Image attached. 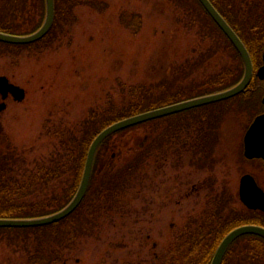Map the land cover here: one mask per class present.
<instances>
[{"label":"rangeland","instance_id":"374dc122","mask_svg":"<svg viewBox=\"0 0 264 264\" xmlns=\"http://www.w3.org/2000/svg\"><path fill=\"white\" fill-rule=\"evenodd\" d=\"M65 1L56 0V3L64 6ZM185 1L73 0L71 14L61 15L46 39L26 44L0 42V74L6 75L25 92L22 101L10 98L6 108L0 111V153L7 154L18 148L23 158L16 163V174H22L21 179L33 180L37 164L49 159L51 154L60 158L59 165L64 168L68 158H72L70 152L76 140L79 136L84 137L85 119L97 121L99 117L108 116V111L120 107L130 98L132 88L141 91L150 89L155 97L176 95L181 85L192 84L194 80L198 83L234 63L233 52L225 38L218 34L216 28L215 31L210 30L207 27L209 24L212 26L209 19L208 24H204L200 20L201 14L192 12ZM234 1L236 3L230 7L231 13L238 16L246 30L263 12L264 0ZM64 11L68 10L65 8ZM135 13L141 16L140 26L137 25V17L132 15ZM41 18V0H0V23L9 25L0 26V31L16 36L28 35ZM208 51L216 53L194 67L195 61L200 59L199 55ZM168 82L170 86H167ZM167 90L168 93L164 94ZM183 90L185 93L175 100L197 94L192 87ZM172 99L165 102L172 103ZM238 99L233 97L193 107L113 133L108 141L110 150L105 157L111 158L110 169L113 171L108 169L98 173L95 187L81 207L50 228L54 230L57 227L65 236L62 246L54 245V249H59L58 256H55L56 264H62L65 257H70L66 264H84L75 261L78 257L85 264H110L113 254L119 258L124 256V246H135L125 245L128 238L122 236L119 224L114 227L108 222L104 201L109 198L106 189L112 183H117L121 184L120 190L125 189L117 192L116 195L120 196L116 198L125 200L124 206L129 200L130 208L135 205L136 209L138 204L131 199L137 196L138 183L148 184L147 194L155 193L156 188L152 183L166 177L168 181L171 177L169 173L155 174L152 170H147L141 176L140 171L136 170L127 180L126 174L117 172L134 160L138 163L140 143L145 134L149 140L151 136L168 138L173 135L183 140L193 136L205 137V140L217 137L227 149L225 158H217L215 162L210 159L209 167L204 170L195 168L187 171L183 169L186 166L179 165L176 174L178 188L200 185L201 182L207 184L200 193L192 195L193 206L178 207L182 210L176 219L178 225H182L189 216L187 211L193 212L194 221L200 219L204 212L202 194L208 192L211 197L217 191L224 196L227 217L249 218L250 214L237 197L238 179L241 173L249 171L264 189V172L237 154L239 139L242 140L245 126L255 111L238 106ZM220 123L223 124L221 133H214ZM234 143L237 153L228 151ZM212 147L210 150H213ZM7 160L11 164L12 160ZM212 163H216L215 167ZM134 167L139 168L138 165ZM9 171L12 174L11 169ZM72 177L71 172L61 175L53 183L56 193L62 194V190L70 186ZM204 177H208V181L203 180ZM127 182L136 184L133 190L126 188ZM30 189L26 197L21 198L22 201L31 202L42 195L51 194L48 185L33 189L31 194ZM11 190L16 193L15 189ZM161 193L165 191L161 190ZM159 198L163 199V196ZM90 200L103 202L98 203L97 207ZM165 209V216L159 217L157 222L160 230H152L146 247H150L155 240L160 241V237L170 235L169 223L174 219ZM138 214L127 213V217H133L130 218L132 225H135L133 220ZM91 215H94L92 219L95 215L100 216L96 226L91 223ZM90 230L97 234H89ZM22 232L25 231L7 229L0 233V264H27L32 244L43 231H28L25 238ZM251 244L254 243L240 238L227 254L224 264H264V248ZM256 252L262 255H256Z\"/></svg>","mask_w":264,"mask_h":264},{"label":"flooded vegetation","instance_id":"af4514ba","mask_svg":"<svg viewBox=\"0 0 264 264\" xmlns=\"http://www.w3.org/2000/svg\"><path fill=\"white\" fill-rule=\"evenodd\" d=\"M9 82L11 81L9 80ZM262 96H261V103H262ZM24 97L20 100L22 101ZM10 98L14 101H18L17 99L14 98V96L11 93H7L5 97H3L2 93L0 92V105L3 104L0 111L6 108L8 104L7 100H9ZM262 105H263L262 110L260 112L255 113L248 120L245 129L243 131L242 137H244V133L247 130L249 124L252 122L253 118L257 114L264 111V104L262 103ZM222 127L223 124L220 123L218 125L217 132L214 131V133L217 134L218 132L221 133ZM143 137L144 140L143 142L140 143L141 150L140 152H138L139 156L137 158L138 161L137 165L139 168L133 167L130 164L129 166L124 167L125 168L124 174H126L127 176L126 179L129 180L128 176L134 175L133 172L136 170L140 171L139 174L141 176L147 173V170H152L155 172V174L167 175L169 173V176L171 177L169 178L168 181L166 179L168 177H166L163 179L161 178L158 183H152L153 188H156L155 193L149 192L147 194L148 184H144L143 182L138 183L137 184L138 188L136 192L138 197L133 196V198L131 199L134 202H137L138 207L136 209H135V205H133L130 208L129 205L131 204L129 203V200L126 201V203L128 204L124 206L125 200H120V198L119 199L116 198L120 196V195L117 196L116 193L119 191H124L125 189V188L123 189L121 188L120 190L119 186H121V184L112 183L113 187L110 186L108 187V189H106L107 196L109 198L104 202H105V206L107 207L106 210L108 213L106 217H109L110 220V221L108 220V222H110L111 225L114 227H116V225L119 224V226L121 227L120 232L123 233L122 236L128 238V242L125 245L127 244L135 245V246H128V245L124 246L122 249H124L126 252L122 258H119V256H115V254H113V256L111 257L112 263L110 264H210L218 245L231 229L239 225V224L235 225V223L238 222L240 219L236 216H233V218L231 216L230 217L226 216L225 199L223 198L224 196L220 193V191H217L218 194L217 192H214L212 193L214 195H212L211 197L209 196L208 192L206 194L205 193L202 194L203 197L201 198V205L204 206V212L200 219L194 221L193 212L187 211V215L189 216L186 217V220L182 225L180 224L178 225L176 219L178 217V213L182 212V210L181 209L179 210L178 207L193 206L192 195L197 192L200 193L201 190L204 189V185H206L207 182L205 183L201 182L200 185L192 184L191 186H183L178 188L176 174H177V170L180 169L179 165L186 166V168L183 169L187 171L188 170L190 171L192 169L195 170V168L204 170V168L209 167L210 159L214 161L217 158L220 159L225 158L227 154V149L223 147L222 140L218 139L217 137L208 140H205V137H198V136H193L191 138L187 137V140H183L178 135L177 136L173 135L168 138L151 136V140L148 139V136L146 134ZM80 139L81 136L78 137L75 143V148H74L75 156L78 155V153L81 150ZM91 140L89 141L86 148L82 168L80 167L61 168L60 177L61 175H65L68 172L72 173L73 177L70 186L74 187V192L76 191L81 179L87 149L89 147ZM105 141L106 139L100 144L96 152L87 192L84 198L81 200L80 204L75 209V212L77 211L78 208L81 207V204L85 201L86 196L95 187V181L98 173L100 174L102 173L103 170L106 171L111 167L110 165L112 162L111 158L105 159L106 154L110 150L109 144L105 143ZM239 141L240 143L237 146L238 153L236 152L235 143L228 151L229 152L234 151V153H237L238 156L242 158L244 157L246 160H248L249 164L251 163L253 167H255L258 170H262L264 172V159L246 158L243 155V147H244L243 138L242 140L239 139ZM211 146H214V148L212 147L213 150L212 149L210 150ZM14 151L10 152L11 160H12L11 162L12 175L18 172L16 168V163L18 159L23 158L21 157L20 152H18V148L15 149ZM98 153L100 154L99 158H98ZM111 157H113V153L111 154ZM184 157H186V162L184 161ZM97 158L99 159L98 162H97ZM147 162L149 163L147 164ZM214 164L216 165V163H212L213 167H215ZM153 165L154 167H152ZM79 172L80 175L78 176ZM247 173L253 175L249 171H245L241 173V175ZM205 177L203 178V180L205 179L208 181V177L207 178ZM240 177L238 179L237 197L241 202L238 192ZM253 177L257 182L256 177L254 175ZM125 184H126V188H128L129 191L131 189L133 190L134 185H136L130 182H127ZM149 186H151L150 182H149ZM158 190L160 192H158ZM161 190L165 191V193L162 194ZM206 190L209 191V189ZM216 195L218 196L217 198ZM162 196L163 199L159 198ZM90 202L95 203L93 204V206L97 205V207H99L98 203H102L103 201L90 200ZM163 209H165V211L167 212L170 211L169 216L173 217L174 219V221H171L169 223L170 235L168 234L167 236H162L163 238H165L164 241H162L163 239L162 237H160V241L155 240L152 242V245L150 247L149 246L146 247L145 244L151 238L152 230L154 232L158 229L160 230V228H158L157 226V222L159 217L165 216ZM245 209L248 211L250 216L255 214V212L256 213L262 212L258 209H249L247 207H245ZM96 212H97V208L95 209V213ZM127 213L128 214L139 213L136 220H133L134 222L133 224L135 225H132V221H130V218L133 217L132 216L127 217ZM93 216L94 215H91V219ZM98 217L100 216L95 215V218L91 220L92 221L91 223L93 225L95 224V226L97 222H100L99 220H97ZM246 223H251V222H246ZM88 233L97 234V232H95L94 230H90L88 231ZM240 238H242V236L237 237L230 243L220 264H224L227 254H230L232 248L235 246L238 240H240ZM68 259H70V257H65L62 264H66ZM75 261L76 262L80 261L81 263L85 264L84 260H82L80 257L75 258Z\"/></svg>","mask_w":264,"mask_h":264},{"label":"trees","instance_id":"16d2710c","mask_svg":"<svg viewBox=\"0 0 264 264\" xmlns=\"http://www.w3.org/2000/svg\"><path fill=\"white\" fill-rule=\"evenodd\" d=\"M13 1V0H12ZM181 1V0H180ZM189 5V9L191 8L192 12H198L201 14L202 22L204 24L207 23V18L209 19L212 26L209 24L207 26L210 30H214L216 28V31H218V34L223 38H225V41L228 43V47L233 52L234 56V63L228 65L223 70L219 71V73L210 76L209 78H204L202 81H199L198 83L195 82V80L192 82V84H183L181 85L182 88L179 92H177L176 95H166L162 97L154 96L153 91L150 89H145L141 91V89L132 88L130 91V98L124 102L123 105L120 107L113 109L111 112L108 111V116H105L104 118H100V120H87L85 119L84 123V137L81 136V150L78 153V155L75 156L74 148L71 150L70 154L72 155V158H68L70 161H66L65 167L66 168H82L83 160L86 152L87 145L89 141L92 139V137L104 126L117 121L121 118L140 113L158 106H161L163 104H167L165 101H169V99H172V102H176L179 100H175L178 95H182L185 93L183 90L184 88L192 87L194 92H197V94L192 95V97L203 95L206 93L223 90L226 88H229L236 84L242 77L244 72L243 62L241 60V57L239 56L237 50L234 48V46L231 44V42L227 39V37L223 34V32L218 28V26L211 20V18L208 16L206 11L203 9L201 4L198 2V0H186ZM185 1V3H186ZM66 5L60 6L56 3L55 0V20L53 23L52 28L50 31L44 36L43 39H46L51 32L53 31L54 27L56 26V23L58 24V20L61 18L60 16H65L67 13L71 14V7L73 5V0H66ZM211 2L215 5V7L222 13V15L225 17V19L229 22V24L235 29L237 34L240 36V38L243 40L244 44L246 45L251 59L253 63V67L256 70L258 66L261 64V53L264 48V8H262L263 12L254 20V23L251 27H248L246 30H244V23L236 16V14L231 13L230 7L234 6V0H211ZM192 3V4H190ZM236 3V2H235ZM66 6V7H65ZM41 8H42V18L39 23H36L33 27V31L39 28L41 25L44 15H45V0H41ZM68 10L67 12L64 11ZM133 17H137L138 23L137 25L140 26V15L135 13L132 14ZM214 25V27H213ZM0 26L3 27H9V25L6 23H0ZM130 27V25H128ZM59 31V29L57 30ZM222 51V50H221ZM216 53V52H215ZM213 52H203L199 55L198 60L195 61L194 67L199 66L202 62H204L209 57H213ZM192 72V71H191ZM189 74V73H188ZM171 83L168 82L167 86H170ZM264 92V81L259 80L257 77L253 76L250 84L248 85L247 89L236 96L238 99V106L244 107L247 111H253L251 113L250 118L257 112H260L263 108V105L261 103V96ZM141 93V94H140ZM164 94L168 93V90L163 92ZM190 98V97H189ZM99 121V122H98ZM135 126H131L129 128L122 129L118 132H122L125 130H128L130 128H134ZM109 138L106 139L105 143H108ZM6 153V152H5ZM0 153L1 159L3 164H0V217H35V216H41L53 213L59 209H61L65 204L69 201V198L72 193H74V187L68 186L66 189H63V193H56L55 186L53 183L57 181L61 174V168L63 166L59 165L58 158L54 154H51L49 156V159L40 162L37 164V169L33 173V180L29 179H21L20 176L22 174H11L9 169H11V164L8 163L7 159H11V155L8 152L7 154ZM98 153V158H99ZM3 157V158H2ZM97 158V162L98 159ZM5 161V162H4ZM12 162V161H11ZM8 163V164H7ZM131 166H136L135 160L130 164ZM10 166V167H9ZM129 166V165H128ZM126 167V165L124 166ZM122 167L121 169H116L117 172L123 173L125 168ZM113 171V169H112ZM115 171V170H114ZM18 173V172H17ZM80 175V172L78 173V176ZM54 181V182H53ZM24 182V183H23ZM22 183V184H21ZM39 184V185H38ZM41 185H48L50 187V195L47 193L46 195H42L39 198L33 199L31 202H27L28 200L22 201V197H26L27 191L30 189L31 191L35 188H40ZM15 188H14V187ZM11 188L16 190V193H12ZM25 190V191H24ZM41 191V189H39ZM71 216V215H70ZM63 221V220H61ZM59 221V222H61ZM59 222L55 224H48V225H42L37 227H22V228H5L0 227V233H3V231L7 229H11L13 231L17 230H23L25 232H22L24 235L23 237H28L27 234L28 231H43L40 235L36 236V240H34V243L32 244V250L30 251V256L28 257L27 264H53L56 263V257L58 256L59 249H54V245L57 244V246H62L65 236L62 235L61 231H58V228L56 227L54 230H51V227L56 226ZM246 222L256 223L264 226V212H255V215L249 216V218L240 219L236 224H242ZM228 227V226H227ZM60 232V233H59ZM20 233V232H19ZM18 234V233H17ZM20 236V235H19ZM1 238V237H0ZM248 239L251 242H253L255 247L264 248V238L260 237L258 235H245L241 238ZM32 240V241H33ZM32 252V253H31ZM261 252V251H260ZM260 252H256V255L260 254ZM262 255V254H260ZM56 256V257H55ZM228 256V255H227ZM226 256V258H227ZM55 257V258H54ZM225 258V260H226Z\"/></svg>","mask_w":264,"mask_h":264},{"label":"water","instance_id":"95a60500","mask_svg":"<svg viewBox=\"0 0 264 264\" xmlns=\"http://www.w3.org/2000/svg\"><path fill=\"white\" fill-rule=\"evenodd\" d=\"M198 1L214 21V23L218 26V28L228 38L241 57L244 67V72L241 79L229 88L149 109L121 118L106 125L98 133H96V135L91 140L87 149L79 185L74 195L65 206L53 213L41 216L21 218L0 217V227L42 226L55 223L72 213L79 205L88 189L97 149L103 140H105V138L111 134L145 121L187 110L193 107L228 99L241 93L247 88L253 76V64L246 45L210 0ZM54 15V0H45V15L38 29L24 36H16L0 31V42L10 44H26L37 41L50 30L54 21ZM255 75L259 79H264V49L262 51V63L256 70ZM0 92L2 93L3 97H5L7 93H11L14 98L18 100L22 99L25 94L23 88L9 82L8 78L3 75H0ZM262 102L264 103V95L262 97ZM2 106L3 104L0 105V109ZM243 142V153L246 158H264V111L254 117L253 121L244 134ZM239 197L243 204H245L247 207L264 211V190L257 184L255 178L252 175L244 174L241 176L239 183ZM245 234H254L264 238V226L254 223H246L231 229L218 245L210 264H220L230 243L237 237Z\"/></svg>","mask_w":264,"mask_h":264}]
</instances>
